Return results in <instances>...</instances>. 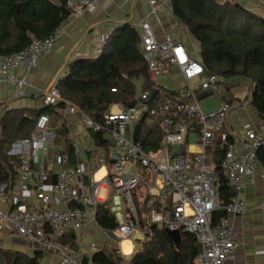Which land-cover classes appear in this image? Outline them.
Returning a JSON list of instances; mask_svg holds the SVG:
<instances>
[{
	"label": "built area",
	"instance_id": "obj_1",
	"mask_svg": "<svg viewBox=\"0 0 264 264\" xmlns=\"http://www.w3.org/2000/svg\"><path fill=\"white\" fill-rule=\"evenodd\" d=\"M99 2L66 0V7L80 15ZM147 2L155 14L160 0ZM139 27L142 57L155 94L149 100L151 92L140 91L132 106L111 104L96 121L64 101L55 85L46 90L41 108H55L57 123L53 125L47 114H40L31 136L14 141L7 151L16 164V176L0 181V243L18 238L36 249L44 248L49 253L47 264H54V258L57 264H83L77 248L61 241L73 233L78 243L80 233L93 226L117 243L113 249L123 258L119 264H125V257L136 249L134 235L143 234L142 240L149 235L148 227L141 225V219H146L149 225L193 235L201 246L194 264H225L232 257L238 237L230 217L244 213L240 194L246 185L264 179L256 171L257 149L264 144V120L242 122L239 132L224 129L231 104L222 100L215 110L205 112L196 99L197 90L218 91L219 77L206 73L170 35L157 39L147 18ZM29 36L28 48L0 55V84L12 85L14 97L26 84L18 70L35 68L39 58L60 42L63 27L44 38ZM107 38L101 34L100 42L104 44ZM171 67L182 76L184 86L167 94L156 81ZM60 102L63 107H58ZM8 109L2 104L1 114ZM74 113L79 116L75 122L71 120ZM144 114L156 120L162 135L163 143L155 150H145L134 140L135 124ZM62 124L73 126L69 139L74 147L78 143L83 147L75 150L74 165L63 146L55 142ZM98 133L111 141L108 151L105 141L96 143L93 134ZM219 150H223L221 168L234 194L225 206L218 191L215 155ZM103 204L116 222L114 229L97 222V208ZM221 209L226 215L211 224L212 213ZM123 241L130 242V253L120 247Z\"/></svg>",
	"mask_w": 264,
	"mask_h": 264
},
{
	"label": "trees",
	"instance_id": "obj_2",
	"mask_svg": "<svg viewBox=\"0 0 264 264\" xmlns=\"http://www.w3.org/2000/svg\"><path fill=\"white\" fill-rule=\"evenodd\" d=\"M169 6L176 21L184 25L198 42L197 60L205 72L214 73L224 81H232V86L241 81L249 82L244 100L259 119L264 120V16L235 0H169ZM62 7L70 11L66 0H0V55H12L28 48L30 34L36 38L51 35L67 18ZM136 81H140L141 91L151 92L155 87L142 57L141 37L132 26L124 24L108 34L96 57L69 62L67 73L56 80L55 87L64 101L72 102L84 114L99 121L111 104L132 106L138 102ZM172 92L166 89L167 94ZM229 101L233 103L232 99ZM63 104L60 102L58 107H63ZM42 113L47 114L51 121L58 119L55 108L51 106L40 109L13 107L1 116L0 181L8 182L16 176V164L9 160L7 151L14 141L31 136ZM69 128L62 124L60 138L55 142L63 146L74 165L75 147L69 139ZM93 137L98 144L106 142V151L111 148L109 139L99 133ZM134 140L145 150L159 148L163 140L156 120L144 114L135 124ZM215 159L220 203L225 206L234 194L221 168L223 150L216 153ZM256 165L264 174V144L257 149ZM225 215L222 209L213 212L211 224ZM97 222L107 229L116 227L104 204L97 208ZM141 225L148 227L149 235L143 240H135L136 249L129 258L130 264H194L198 243L193 235L181 232L175 249L165 228L149 225L146 219H141ZM61 242L78 246L73 233ZM42 254L40 249H35L28 257L0 248V264H41ZM122 260L115 249L103 248L90 258L84 257L82 263L119 264Z\"/></svg>",
	"mask_w": 264,
	"mask_h": 264
},
{
	"label": "crops",
	"instance_id": "obj_3",
	"mask_svg": "<svg viewBox=\"0 0 264 264\" xmlns=\"http://www.w3.org/2000/svg\"><path fill=\"white\" fill-rule=\"evenodd\" d=\"M240 4L255 11L260 16H264V5L259 4L257 1L242 0ZM150 9L147 0H100L99 4L92 10H85L80 15L70 13L62 22L63 37L54 49L50 53L40 57L36 67L30 71L25 72L23 69L18 70V75L24 77L26 80L21 94L14 97L12 85L8 83L0 84V106L2 104H7L10 108L26 107L40 109L48 85L52 79H55L56 82V80L65 76L69 62L77 58H94L100 53L103 45L100 42L101 34L105 33L108 35L111 31L120 28L122 25L129 24L141 36L139 22L144 18H147L150 22L157 39H161L164 34H168L173 40L182 43L189 54L197 59L199 55V44L189 33L187 28L176 21L170 11L169 0H160L156 6L155 14H151ZM89 28H91V30L83 36L84 32ZM169 73L179 74L174 67H171L169 72L163 74V76L170 75ZM180 77L182 76L180 75ZM219 80L220 87L222 79L219 78ZM226 82H228L229 85L224 86L222 90H205L208 91L206 94L210 96L206 101H202L203 103L200 105H202V109L206 110L205 112H208L215 110L222 100L228 101L231 104V109L226 117L224 129L239 132L242 129V122H251V120H255L259 117L255 110L253 113L248 109H244L243 113H241L243 116L245 115L244 117L240 116L238 113H236V115L231 114L235 109L250 106L247 105L245 100H242L243 95L248 94L249 86H245V83L249 85V82H239L237 85L243 83L244 87L241 88L240 85L239 88H241V90L238 93L235 91V86L237 85L232 86V81ZM135 85L139 93L141 91L140 81H136ZM181 88L165 89L175 91ZM231 99L233 103L229 101ZM0 115H2L1 111ZM71 117V120L75 122L79 116L74 113ZM247 117L251 120H248ZM55 121H52V123L55 124ZM71 128H73L72 125L69 129L71 130ZM82 149L81 143H78L75 147L77 151H82ZM256 171L258 173L262 172L258 165H256ZM240 196L245 203V211L241 215L230 217L237 231L238 246L232 257H230L225 264H264V207L261 206V204L264 203V179H258L254 185H246ZM96 233H98V231L93 226H88L80 233L77 250L82 257L90 258L94 252L100 250V248L93 250L91 254L87 252L81 254L79 251V245L83 238L86 235L94 237ZM10 240L14 243H23L18 238ZM131 256L132 255L125 257V264H130L129 258ZM45 264H47V258ZM54 264H57L55 258Z\"/></svg>",
	"mask_w": 264,
	"mask_h": 264
},
{
	"label": "rangeland",
	"instance_id": "obj_4",
	"mask_svg": "<svg viewBox=\"0 0 264 264\" xmlns=\"http://www.w3.org/2000/svg\"><path fill=\"white\" fill-rule=\"evenodd\" d=\"M233 1V0H232ZM238 1V0H237ZM253 1H257L259 4L264 5V0H253ZM239 3H242V0L238 1ZM170 74V73H169ZM223 81V82H222ZM194 87L197 86L196 82L192 83ZM156 85L161 86L163 88H181L184 86V81L183 78L180 77L179 74L177 73H171L170 75H165V76H160L157 81H156ZM229 85L228 82L221 80V84L219 89H223L224 86ZM241 88H243L244 84L240 83ZM240 85L235 86L236 89L235 91L238 93L240 92L241 88H239ZM192 86V87H193ZM245 86H249L245 83ZM208 91H202V90H197L196 91V99L197 101L202 104V101H206L208 99V97L210 95L206 94ZM202 106V105H201ZM244 109H248L249 111H252L254 113V109L250 106H245V107H240L238 109H235L231 112V114H235L238 113L240 116L244 117L243 114V110ZM203 111H206L205 109H203ZM246 119V118H245ZM248 120H251L249 117H247ZM244 120V119H243ZM257 121H259V118L255 119V120H251V123L255 124ZM54 125V123H52ZM175 149V148H174ZM100 198L102 197V194H100L99 196ZM143 234L141 233H136L133 237V239H142L143 238ZM116 248L117 247V243L113 242L112 239L107 238L106 235L102 232H98L94 235V237H90L88 235H86L83 240L81 241V244L79 245V251L82 253L87 252L88 254H91V251L96 250L98 248ZM121 247V245H120ZM0 248L4 249V250H11V251H16V252H20L25 256L31 257L34 253V250L36 249L35 246L33 245H28L25 243H14L12 242L9 238L3 240V242L0 243ZM42 251V257L40 258V262L41 264H45L46 263V258H48V252L44 249L41 248Z\"/></svg>",
	"mask_w": 264,
	"mask_h": 264
},
{
	"label": "water",
	"instance_id": "obj_5",
	"mask_svg": "<svg viewBox=\"0 0 264 264\" xmlns=\"http://www.w3.org/2000/svg\"><path fill=\"white\" fill-rule=\"evenodd\" d=\"M62 9H63V11L65 12V14H66L67 16L70 15V11H68L65 7H62ZM90 30H91V28L87 29V30L84 32L83 36H85ZM82 38H83V37H82ZM54 84H55V79H52V81L50 82V84H49L48 87H47V90H48L52 85H54ZM155 92H156V89H153V90L151 91V94H150V98H149V100L153 97V95L155 94ZM167 233H168V236L170 237V239H171L173 245L176 246V247H178L179 242H180V238H181V235H180L179 231H176V230H174V231H167ZM200 249H201V246H200V244H198V251H200Z\"/></svg>",
	"mask_w": 264,
	"mask_h": 264
},
{
	"label": "bare ground",
	"instance_id": "obj_6",
	"mask_svg": "<svg viewBox=\"0 0 264 264\" xmlns=\"http://www.w3.org/2000/svg\"><path fill=\"white\" fill-rule=\"evenodd\" d=\"M129 242V241H128ZM128 242H123V244H122V248H123V251H124V249L126 248V247H128V248H130L131 249V245H130V242L128 243ZM130 253V252H129Z\"/></svg>",
	"mask_w": 264,
	"mask_h": 264
},
{
	"label": "clouds",
	"instance_id": "obj_7",
	"mask_svg": "<svg viewBox=\"0 0 264 264\" xmlns=\"http://www.w3.org/2000/svg\"><path fill=\"white\" fill-rule=\"evenodd\" d=\"M54 85H55V84H54ZM130 251H131V249L128 248V247H126V248L124 249L125 254L129 253Z\"/></svg>",
	"mask_w": 264,
	"mask_h": 264
}]
</instances>
